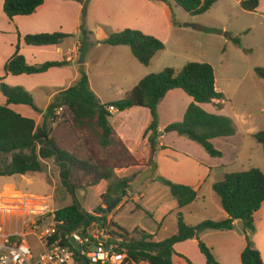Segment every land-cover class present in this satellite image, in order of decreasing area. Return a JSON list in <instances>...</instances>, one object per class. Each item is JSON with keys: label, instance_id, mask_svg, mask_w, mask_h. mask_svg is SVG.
<instances>
[{"label": "crops", "instance_id": "1", "mask_svg": "<svg viewBox=\"0 0 264 264\" xmlns=\"http://www.w3.org/2000/svg\"><path fill=\"white\" fill-rule=\"evenodd\" d=\"M84 1L82 0L81 3L72 0H45L33 14L15 16L9 20L3 13L4 0H0V82L10 87L22 88L29 93L40 113L24 105L7 107L21 117L33 120L36 127H41L43 124L49 128L54 127L55 124L45 117L46 110L59 92L72 87L80 78L78 59L83 41L82 30L86 33L88 44L84 69L90 89L102 105L119 101L148 75L157 74L166 68L179 71L190 63L186 60L187 54H194L195 52L192 51L194 47L199 49L205 45L204 52L197 53L199 57H203L199 63H207L213 68L215 90L223 97L197 106L206 113L229 118L234 126V136L211 140L213 147L221 153V157L213 158L196 143L176 133L165 132L167 126L180 123L188 107L195 104L193 99L181 89L170 90L156 111L158 132H162V135L157 134L155 139L156 153L153 162L156 169L152 170L154 175L151 178L160 177L163 181L188 186L197 192V197L193 203L179 210L177 202L172 198L164 182L147 181L144 189L147 194H145L146 200L139 209L147 211L148 225L138 224L133 230H142L153 236L154 242H160L158 236L163 229L166 230L164 223L168 218L175 229L171 235L176 234L177 213H181L183 221L189 226H196L205 220H225L227 214L220 206L218 198L216 197L217 199L206 207L204 203L208 198L206 199L202 191L204 188L212 191L213 185L223 181L225 175L229 173L242 172L235 170L237 169L235 166L239 165L237 163L246 137L252 138L255 132L248 127V119L252 111L249 106H245L244 99L239 101L241 107L238 110L233 106L232 94H229V87L227 88L230 76L225 73L223 66L219 71L215 66L220 65V60L212 62L205 55L208 51L216 54L222 34L202 32L201 28L212 27L197 22L192 24L195 29L184 27L182 24L187 22L184 19L179 22L177 11L173 10L167 1L164 3L159 0H88L86 15L83 17L81 11ZM263 2L264 0L259 1L256 12L262 10ZM125 29L139 31L158 39L164 44V50L159 52L148 66H143L132 56L129 48L102 44L109 34ZM55 33L65 36L58 45L29 46L24 42V37L27 35ZM209 39H214L215 45L203 44V40ZM16 46L29 66L48 62L62 65L50 68L41 74L17 76L5 74L4 66L14 55ZM0 106H6V99L1 94ZM254 110L264 112V109L259 107H255ZM109 122L115 137L137 163V165L130 164L115 168L114 177L123 179L136 176L137 178L143 171L150 170L143 166L150 159V146L147 142L149 134L144 138V132L150 122L149 110L138 107L123 112L114 111ZM239 134L241 138L237 140ZM222 146L235 147L234 156L228 163L221 161ZM104 152L106 151L102 150L100 154ZM41 163L48 171L50 164L56 168L52 160H41ZM249 169L251 168L247 170ZM11 178L20 180L24 176ZM107 186L108 183L105 181L94 186L99 188L98 198L106 192ZM145 195L142 196L133 189L128 190L122 201L142 202ZM123 202L115 210H119ZM206 208L211 214L203 213ZM107 220L113 222L111 215L107 216ZM247 237L259 252L264 264V202L253 215L252 232L247 234L239 221L234 222L230 231L203 232L197 239L174 245L172 264H187L186 260L195 264L192 257L197 259L195 250H198L199 243L210 249L219 264H241L240 255L246 247Z\"/></svg>", "mask_w": 264, "mask_h": 264}, {"label": "trees", "instance_id": "2", "mask_svg": "<svg viewBox=\"0 0 264 264\" xmlns=\"http://www.w3.org/2000/svg\"><path fill=\"white\" fill-rule=\"evenodd\" d=\"M44 1L4 0L3 13L9 20L15 16H29ZM72 1L82 3V0ZM159 1L165 3V0ZM173 1L185 13L196 17L205 14L219 0ZM259 1L241 0L239 6L245 12L256 13ZM201 31L222 34V31L216 28H201ZM63 38L65 36L58 33L27 35L24 42L29 46H50L58 45ZM231 40L234 45L240 47L239 37ZM102 44L129 48L132 56L143 66H148L152 59L164 50V44L158 39L130 29L109 34ZM61 65L48 62L29 66L16 46L14 55L4 66V72L13 76L34 75ZM79 73L80 78L75 85L59 92L48 106L45 117L55 124L50 128L44 124L36 127L33 120L23 118L10 110L8 105H24L40 113L29 93L22 88L10 87L0 82V94L6 99V106H0V156L10 158L8 165L0 172V177L38 174L44 169L41 160H52L58 169L60 183L72 197H75V184H79L78 188L83 190L105 181L108 183L106 192L100 195V205L92 214L82 211L81 208L79 211L77 203L73 201L71 205L56 210L55 221L63 224L59 230L68 235L79 231L85 236L90 227L100 229L107 225L127 235L126 230L107 220L106 208L116 199L119 200L118 206L126 197V192L132 190L131 183L136 178L134 176L114 180V169L137 163L115 137L109 122L111 113L108 108L112 107L117 112L138 107L149 110L150 122L144 132V138L149 134L147 142L150 146V159L143 166L150 170L156 169L153 162L158 133L156 111L170 90L181 89L195 104L188 107L180 123L167 126L165 132L176 133L199 145L210 157L217 158L221 157V153L213 147L211 140L234 136V126L229 118L206 113L197 106L223 97L215 90L213 68L207 63L190 62L179 71L166 68L157 74L148 75L122 99L103 105L90 89L84 65L79 66ZM254 74L264 82V68H255ZM59 108H63V112L57 117L55 111ZM252 138L261 146L264 155V131L253 134ZM102 150L106 152L100 154ZM163 182L169 188L179 210L196 200L197 192L190 187L166 180ZM212 190L227 214L225 220H205L196 226H188L181 214L177 213L176 234L160 242H154L153 236L135 229L131 233L137 238L131 239L126 245L128 259L135 264H172L174 245L197 239L203 232L230 231L236 221L242 223L247 234L252 232L253 215L264 202V173L257 168L229 173L223 181L214 184ZM246 243L240 255V263L263 264L249 237L246 238ZM198 248L207 264H219L204 244L199 243ZM186 263L191 264L188 260Z\"/></svg>", "mask_w": 264, "mask_h": 264}, {"label": "rangeland", "instance_id": "3", "mask_svg": "<svg viewBox=\"0 0 264 264\" xmlns=\"http://www.w3.org/2000/svg\"><path fill=\"white\" fill-rule=\"evenodd\" d=\"M166 1L168 4H171L173 10L177 11L176 16L178 20H180L179 22L183 19L187 22L183 23V26L185 24H194L197 22L222 31V38L219 40L220 45L216 54L208 51L205 55L210 58L208 60L212 62L220 60V65H215L217 70L219 71L223 66L225 68V73L230 76L227 88L229 87V94H232V103L236 110L241 107L239 101L242 99H244L245 106L250 107L252 115L248 119V127L255 133L264 131V112L260 113L259 110H254L255 107L264 109V82L258 79L254 74L255 68H264V7L256 13H249L240 8V0H221L219 4L212 6L205 14L193 17L177 7L173 0H165V2ZM235 37H239L241 43L240 47L233 44L231 39ZM204 43L215 45V40H203V44ZM204 46L205 45L199 49L194 47L192 51L195 53H188L186 60H188V62L199 63V60L203 57H199L197 53H203L205 50ZM240 138L241 135H237V140H240ZM234 148L235 147L228 148L222 146L223 159L221 161H226V163H228L229 159L234 156ZM239 158V162L237 163L239 165L235 166V168H237L235 170L245 171L248 168H257L264 173V155L262 148L252 138L246 137ZM9 159L10 158L7 156H0V172L8 165ZM11 177H0V195H2L4 199H6V197H11V195L19 196L20 194L49 196L52 198V208L54 210L67 207L75 201L81 210L88 214H92L100 205V200L97 196L99 188L90 187L80 190L78 188L80 185L75 184V197H72L60 183L58 169L51 164L49 171L47 167L44 166L41 173L24 176L23 179L19 180ZM114 180L118 179L114 178ZM151 180L155 181V178L146 179L142 187L135 191L140 192L142 196L143 194L145 195L146 191L144 189L147 185V181ZM202 193L206 199L208 198V201L204 203L206 207H208L207 204H211L217 199L213 190L207 191V189L204 188ZM146 195L142 202L134 200L122 201L123 206L119 210H115L118 207L116 205V207L108 213V215H111L113 223L126 231H132L138 224L147 226L149 221L148 213L145 209H139V206H142L143 202L146 200ZM199 203L201 204V202ZM203 213L211 214V211L207 209L203 211ZM12 218L13 220L15 219V217ZM164 225L166 230L163 229L158 236V239L161 241L173 236L171 234L175 230L169 218ZM94 233H96V229ZM94 233H92V235ZM130 235L132 239L137 238L131 232ZM30 243L34 252L40 250L38 243L32 239ZM197 249V251L195 250L197 259H193L192 257V260L195 264H207L204 255L201 254L199 248Z\"/></svg>", "mask_w": 264, "mask_h": 264}, {"label": "built area", "instance_id": "4", "mask_svg": "<svg viewBox=\"0 0 264 264\" xmlns=\"http://www.w3.org/2000/svg\"><path fill=\"white\" fill-rule=\"evenodd\" d=\"M108 111L112 114L115 109L109 107ZM62 112L63 108L57 109L55 116ZM52 207L49 196L20 194L4 199L0 195V264H135L127 256L130 233L125 235L107 225L96 233L90 227L85 236L79 231L68 235L59 230L63 224L55 221ZM72 237L79 252L69 243ZM31 239L40 247L37 252Z\"/></svg>", "mask_w": 264, "mask_h": 264}, {"label": "water", "instance_id": "5", "mask_svg": "<svg viewBox=\"0 0 264 264\" xmlns=\"http://www.w3.org/2000/svg\"><path fill=\"white\" fill-rule=\"evenodd\" d=\"M87 4H88V0H85L84 3H83L82 11H81L83 17H85V15H86ZM184 27H189L191 29H195L196 28L192 24H185ZM81 33H82V36H83V41H82V47H81V50H80V53H79V59H78V64L79 65H83L84 64L86 52H87V49H88L86 33H85L84 30H82ZM157 134H158V136H161L162 135V132H158ZM153 175H154V172L152 170H145V171H143L131 183L132 189L133 190H136V189L140 188L141 185L144 183V181L146 179H148V178L153 177ZM154 178H155V181L158 182V183H162L163 182V180L160 177H154ZM118 201L119 200L116 199L114 201V203H112V205H110L108 208H106V212L107 213H110L116 207V205L118 204ZM77 207H78V209L80 211V207H79L78 204H77ZM69 243L75 249L76 252H79L80 251V246L77 244V242L75 241V239L73 237L70 238Z\"/></svg>", "mask_w": 264, "mask_h": 264}]
</instances>
